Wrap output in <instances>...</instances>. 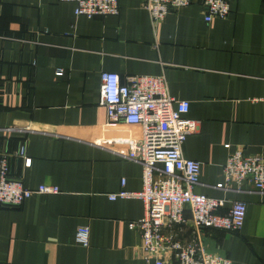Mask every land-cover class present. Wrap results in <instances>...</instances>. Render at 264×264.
<instances>
[{
	"label": "crops",
	"instance_id": "1",
	"mask_svg": "<svg viewBox=\"0 0 264 264\" xmlns=\"http://www.w3.org/2000/svg\"><path fill=\"white\" fill-rule=\"evenodd\" d=\"M118 15L76 16L59 0H0V154L23 185H55L18 207H0V264H155L130 221L144 218L142 166L126 157L138 126L109 123L100 74L163 76L198 122L182 146L200 163L196 193L245 203L234 232L204 228L212 253L231 264H264V191L224 185L235 150L264 159V0H228L224 18L204 20L202 0L153 23L144 0H117ZM24 145L26 159L16 155ZM190 218L189 211H186ZM89 228V245L75 242ZM190 223L178 231L188 239ZM165 264H173L166 259Z\"/></svg>",
	"mask_w": 264,
	"mask_h": 264
},
{
	"label": "built area",
	"instance_id": "2",
	"mask_svg": "<svg viewBox=\"0 0 264 264\" xmlns=\"http://www.w3.org/2000/svg\"><path fill=\"white\" fill-rule=\"evenodd\" d=\"M59 1L74 3L75 15L87 18L118 15L120 11L117 0ZM192 1L144 0L142 7L151 21L158 23L169 11L188 6ZM201 4L207 23L230 12L228 0H202ZM100 81V103L108 122L134 125L141 130L135 153L126 157L142 166V190L109 194L111 199L137 196L143 200L144 218L128 223L140 234V256L145 260L154 258L155 264H165L166 259L173 264H231L229 258L208 250L202 231L204 228L239 230L244 221L245 203L235 200L226 213H220L225 203L223 198L193 190L199 183L200 163L182 153L186 137L198 128V122L187 116L189 102L172 97L163 76L128 75L122 81L119 74L102 71ZM16 155L25 161L24 145ZM222 176L224 185L217 188L241 191L245 185L252 184L257 191H264V159L235 150L228 156ZM58 192L55 185L25 187L22 177L10 174L7 155L0 154V207H18L35 193ZM188 223L191 225L188 239L180 238L178 231ZM75 242L83 247L89 245L87 226L77 227Z\"/></svg>",
	"mask_w": 264,
	"mask_h": 264
}]
</instances>
